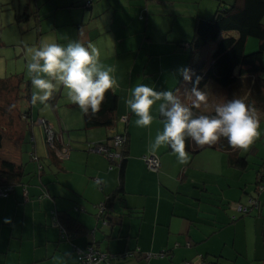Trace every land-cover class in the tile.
<instances>
[{
	"label": "crops",
	"instance_id": "1",
	"mask_svg": "<svg viewBox=\"0 0 264 264\" xmlns=\"http://www.w3.org/2000/svg\"><path fill=\"white\" fill-rule=\"evenodd\" d=\"M87 1L0 0L5 16L33 23L37 35L57 36L59 44L79 40L95 45L100 61L114 69L117 81L111 89L117 96L111 127L85 128L84 113L71 112L78 106L70 101L50 99L41 114H33L32 103L26 102L31 117L44 116L51 125L56 145L68 147L62 160L44 153L39 126L27 127L19 118L0 127V159L21 165L26 173L8 197L0 198V264H77L78 252L89 244L101 253L124 254L111 264H201L204 259L264 264V189L255 190L259 181L264 182V147L257 145V139H264V89L255 77H242L228 89L207 83L201 88L206 87V99L195 107L199 113H210L220 96L244 99L252 107L259 133L246 150L220 138L206 145L189 139L183 163L167 146L152 153L148 146L163 119L154 106L151 125L137 127V117L125 104L138 83L156 91L172 90L191 104L185 99L189 90L180 86V70L190 64L182 55L190 56L185 45L199 19H210L219 6L234 0H91L89 7ZM247 44L255 46L246 39ZM116 134L126 135L121 180L117 165L109 169L103 156L87 152L88 144L110 147ZM31 154L41 158V166ZM146 155L158 158L156 173L147 169L142 159ZM240 158L245 161L242 168L236 164ZM246 172L254 173V182ZM119 184L123 193L112 203L108 224H103L96 218L99 204ZM251 198L258 200L256 207ZM240 206H250V213H239ZM53 213L63 227L56 226ZM66 217L78 225L66 223ZM60 230L66 231L65 239ZM143 253L164 255L147 263Z\"/></svg>",
	"mask_w": 264,
	"mask_h": 264
},
{
	"label": "clouds",
	"instance_id": "2",
	"mask_svg": "<svg viewBox=\"0 0 264 264\" xmlns=\"http://www.w3.org/2000/svg\"><path fill=\"white\" fill-rule=\"evenodd\" d=\"M26 74L30 79L31 103L45 104L54 91L62 86L67 99L88 114L96 113L104 101L105 93L117 81L114 69L99 59L98 49L92 43L70 40L67 44L41 42L26 51ZM186 81H192L190 69L180 70ZM192 81V88L185 94V103L172 90L156 91L145 83L135 84L125 101L127 109L135 114L137 127H148L154 118V106L163 117L162 127L149 143V150L156 153L168 146L177 160L183 163L187 154L186 138L196 145H206L226 138L233 148L246 150L259 134L258 121L251 105L244 99L219 97L210 114H195L206 99V93Z\"/></svg>",
	"mask_w": 264,
	"mask_h": 264
},
{
	"label": "trees",
	"instance_id": "3",
	"mask_svg": "<svg viewBox=\"0 0 264 264\" xmlns=\"http://www.w3.org/2000/svg\"><path fill=\"white\" fill-rule=\"evenodd\" d=\"M90 4L91 0H89L87 6L89 7ZM263 16L264 0H234L233 3L227 7L219 6L210 19H199L197 21L190 44H188V46L185 45L186 48L179 44V47L185 48L187 50L186 52L191 57H194V60L192 61L189 56L188 60L190 64L186 68L191 70L190 74L192 76V81H195L196 78L199 77L197 86L200 89L207 83L211 82L219 88L228 89L237 80L246 76H254L256 82L264 89V78L260 76L261 72L264 70L261 63L264 54ZM139 19H142V16H139ZM249 37L256 39L258 46L255 51L245 53V42ZM211 43L214 45L210 50H207V46ZM192 81H186L182 76L180 86H183L185 91H188L193 86ZM30 91V80L25 79L22 75H10L0 78V118H3L7 124L20 118L25 121L24 124L26 126L33 127L30 124L31 121H28V119L31 120L29 110L26 109L24 112L18 111L19 100H23L27 103L31 102ZM116 105L117 96L112 90H109L105 93L104 101L96 113L93 114L89 112L88 114H84V127H111L114 123L113 113ZM192 111L194 115L211 113H199L195 107ZM160 118L163 119L161 116ZM118 135L125 137V141L119 149L121 160L117 165L120 170L119 177L121 180L126 153V135ZM189 139L190 138H186L185 150L188 149ZM46 150L48 155L55 156L52 150L48 148H46ZM167 151L172 152L168 146ZM31 159L37 164V166L41 165V158L38 156L31 154ZM236 164L242 168L245 165V161L240 158L236 161ZM25 175L26 173L21 165H15L11 162L0 159V187L9 188L7 195L0 198L8 197L14 187L22 183V179ZM263 183V181H259V183L256 184L255 190L257 192L264 189ZM122 193L123 190L119 184V187L109 194L102 204H99L100 211L96 215L97 220H100L102 223L104 221L107 223L106 218L111 212L112 203L117 198H120L119 196H121ZM251 201L255 203V207L258 205L257 199L251 198ZM240 208H244L245 210L242 211ZM249 208L250 206L248 209L247 207L240 206L237 209L242 212V214H249ZM52 217L57 227H63L58 220L56 213H53ZM65 221L71 225L77 224V221L71 217H66ZM65 232L63 237L59 234L61 239L67 237ZM88 246L93 245L89 244L80 251H84ZM120 255L123 256L124 254ZM114 256L116 258L121 257L116 254ZM210 262L220 264L217 259L211 260ZM77 264H79V262Z\"/></svg>",
	"mask_w": 264,
	"mask_h": 264
},
{
	"label": "rangeland",
	"instance_id": "4",
	"mask_svg": "<svg viewBox=\"0 0 264 264\" xmlns=\"http://www.w3.org/2000/svg\"><path fill=\"white\" fill-rule=\"evenodd\" d=\"M5 8H6V6H3L0 8V10H3L2 12L4 14V17L2 18V20L0 18V78H4V77L10 76V75H22L25 79L30 80L26 74V59H27L26 58V51H27V49L30 47H33V46H38L41 42H56L57 43V41L55 39L57 36H50L48 34L47 35H44V34L37 35L35 33L36 32L35 27H38V26H36V25L34 26L33 23H31V22L26 24L25 20H22V21L21 20L18 21L16 19L13 20L11 17L5 16V12H4ZM142 17H144L143 14H142ZM233 35H235V34H233ZM247 40H249V42H254L255 46L251 47L249 44H247L245 46V49H244L245 53H250L252 51H255L257 49V40L252 38V37L247 38ZM213 45L214 44H212V43L209 44L207 46V50H210ZM182 55L184 56V60L186 63L188 60V56L186 53H182ZM191 59L193 61L194 57L192 56ZM263 66H264V63H263ZM261 77L264 78V74ZM209 84H213V83L211 82ZM205 88L203 89L204 91H205ZM31 92H32V89H31ZM54 92H55L54 98H52V97L50 98L53 101L60 102V103L63 101H69L66 97V94L64 93L62 86L58 87ZM60 92H61L60 97L57 98V95ZM49 102L50 101H47L45 104H39V103H37L36 105L32 104L33 114H35V113L41 114L42 110L44 109V105H48ZM215 103H216V101H213V105ZM24 108L25 109L28 108L26 102H24L23 100H19L18 101V111L22 112L24 110ZM72 110L73 111H71V112H76V110L80 111L79 108L72 109ZM32 116L33 117H31V120L28 119L29 122L35 121L36 118L45 119L44 116H36V115H32ZM23 122H25V121L23 120ZM259 124L262 125V122L260 121ZM5 125H6L5 120L3 118H0V127L3 128V126H5ZM35 126L37 127L38 125H35ZM262 127L264 128V123H263ZM262 141H263V143L260 144ZM29 144H32V143H29ZM257 145L264 147V139L263 138L257 139ZM42 146H43L42 149L45 153L46 146L44 144V141L42 142ZM53 157L55 159L60 160V158H58L57 156H53ZM62 159L63 158H61V160ZM112 164H115V163H112ZM112 164H109V166L111 167L110 169H112L116 165V164L115 165H112ZM115 168H116V166H115ZM151 172H153V171H151ZM153 173H156V172H153ZM246 174H248V176H250V177H253L251 179L254 182V179H255V176H253L254 173L250 174V173L246 172ZM27 178H28V180L31 179L28 176H27ZM238 212L240 213V211H238ZM241 214H242V212H241ZM151 254H153V253H151ZM146 255H147V253L142 254V260L147 262V263L151 259H162V258L156 257V255L150 256V257L146 256ZM130 257H132V256H130ZM165 258L167 259V256H165ZM185 263H186V261L182 262L181 264H185Z\"/></svg>",
	"mask_w": 264,
	"mask_h": 264
},
{
	"label": "built area",
	"instance_id": "5",
	"mask_svg": "<svg viewBox=\"0 0 264 264\" xmlns=\"http://www.w3.org/2000/svg\"><path fill=\"white\" fill-rule=\"evenodd\" d=\"M86 3L88 5L89 1H87ZM124 120L125 119H123V121ZM30 124L38 125L39 128H41L42 133L44 135V144L46 148L52 150L55 156H57L60 159L67 157L68 147L66 146V148L65 147L60 148L58 145H56L55 134L51 128V125L48 123V121H46L43 118H36V120L31 121ZM124 141H125L124 136L116 134L112 137V145L110 147L105 146L103 144H88L87 152L102 155L109 162V164L115 163L116 165H118V162L121 160L119 149L122 147ZM142 159L148 170L153 171V172L158 171L160 163L157 157L152 156V155H146V156H143ZM108 168L110 169L111 167L109 166ZM8 192H9V188L0 187V197H5ZM250 204L254 206L255 203L253 201H250ZM240 209L242 211L245 210L244 208H240ZM103 223H105V221ZM60 234H61V237H63L64 231L60 230ZM131 254L132 253H128L126 255H131ZM163 255L164 253H160V254H157L156 257H162ZM114 259H116L114 255H110L107 253H101L100 251L95 249L93 246H88L84 251L78 252L79 264H98V263L111 264V262ZM185 264H191V263L186 262ZM201 264H216V263H212L209 260H203Z\"/></svg>",
	"mask_w": 264,
	"mask_h": 264
},
{
	"label": "water",
	"instance_id": "6",
	"mask_svg": "<svg viewBox=\"0 0 264 264\" xmlns=\"http://www.w3.org/2000/svg\"><path fill=\"white\" fill-rule=\"evenodd\" d=\"M105 224H108V222H107V223H105Z\"/></svg>",
	"mask_w": 264,
	"mask_h": 264
}]
</instances>
